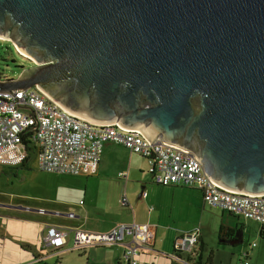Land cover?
Instances as JSON below:
<instances>
[{"label": "water", "instance_id": "95a60500", "mask_svg": "<svg viewBox=\"0 0 264 264\" xmlns=\"http://www.w3.org/2000/svg\"><path fill=\"white\" fill-rule=\"evenodd\" d=\"M0 37L71 116L191 151L218 186L264 194V0H0Z\"/></svg>", "mask_w": 264, "mask_h": 264}, {"label": "crops", "instance_id": "0c3cea01", "mask_svg": "<svg viewBox=\"0 0 264 264\" xmlns=\"http://www.w3.org/2000/svg\"><path fill=\"white\" fill-rule=\"evenodd\" d=\"M34 156L37 171L32 158L27 166H18L24 171L23 176L26 172H38L40 179L34 198L42 205L40 209L28 205L21 209H31L41 216H16L5 212L14 210L15 205L0 204L2 257L7 253L13 258L24 255L22 264H127L125 245H83L78 232L106 233L119 224L149 223L155 230L154 239L151 248L141 251L140 264H212L215 247L236 246L245 237L242 215L208 205L201 189L195 186L157 183L147 157L122 144L105 143L96 168L76 175L41 170ZM121 172L126 176H121ZM124 196L128 199L126 204ZM198 204L204 210L210 207L219 213L203 215L198 220L194 211ZM45 206L54 211L48 212ZM51 225L69 229L64 247L44 246V236ZM30 226L32 230L28 231ZM208 230L216 234L211 248L206 241ZM260 234L264 235L262 227ZM242 254L244 261L250 262V251ZM242 254L239 253V263Z\"/></svg>", "mask_w": 264, "mask_h": 264}, {"label": "built area", "instance_id": "2783aa9c", "mask_svg": "<svg viewBox=\"0 0 264 264\" xmlns=\"http://www.w3.org/2000/svg\"><path fill=\"white\" fill-rule=\"evenodd\" d=\"M107 142L122 144L147 157L157 183L195 186L201 189L208 205L244 215L260 222L264 228V194L252 196L218 186L191 151L166 144L161 139L150 143L140 131L125 130L117 123L96 125L71 116L38 86L0 92L1 164L25 161L33 151L41 170L81 174L96 168ZM120 175L126 176L125 172ZM127 202L124 196L123 203ZM68 234V228L51 225L44 236V246L62 248ZM154 234L149 223H126L106 233L79 231L77 236L83 245L123 244L127 264H140V253L152 247Z\"/></svg>", "mask_w": 264, "mask_h": 264}, {"label": "rangeland", "instance_id": "374dc122", "mask_svg": "<svg viewBox=\"0 0 264 264\" xmlns=\"http://www.w3.org/2000/svg\"><path fill=\"white\" fill-rule=\"evenodd\" d=\"M20 51L18 50L15 43L6 38L0 37V72H2L4 75H7V78L17 77L23 69L33 66L32 61H30L28 58L29 56L25 53L22 54ZM30 159L32 160V164L34 165L35 170L37 171L34 154L30 156ZM14 165L16 164H0V204L11 203L15 205L16 208L14 210H6L5 212L14 215L16 214V216H28L30 218L35 217L36 214L37 216H41L39 212L32 211L31 209H21L24 208V206L26 205H28L29 208H41L40 206L42 204H39L37 199L34 198V196L38 192V186H36V183L40 179L38 178V172H36L35 174H30L31 172H26L24 174L25 176H23L24 171H22V168H20L21 166ZM64 177L66 179L69 176ZM196 207L197 211H194L195 213H198V220L203 217V215L211 214L213 216H216V213H219V211H216L210 207H206V209L204 210V207L199 204L196 205ZM44 209L48 212L54 211V209H51L47 206H45ZM58 209L60 211H66L65 213L69 212L67 209L64 210L65 208L58 207ZM1 211L2 210L0 209V212ZM43 215H49V217H51L54 214L44 213ZM62 217L65 218V216ZM241 221L244 222L246 228V234L244 239L240 241V243L236 246L228 244L222 245L220 247H215L212 264H241L245 259V254H242L244 251H250L251 253V259L248 264H264V235L260 234V230L262 227L261 223L246 218L244 215L241 216ZM233 222L235 223V219H233ZM32 227L33 226H30V229L26 227L25 228L30 231L32 230ZM215 235L216 234L213 235V231H207L206 241L209 245V248L213 247L212 242ZM217 245H219L218 242ZM239 253L243 255L240 257V263L237 262L239 258ZM0 257V264H22L26 259L24 255L14 256L13 258L10 253H7L5 257ZM75 259H78L79 263L80 258L75 257Z\"/></svg>", "mask_w": 264, "mask_h": 264}, {"label": "flooded vegetation", "instance_id": "af4514ba", "mask_svg": "<svg viewBox=\"0 0 264 264\" xmlns=\"http://www.w3.org/2000/svg\"><path fill=\"white\" fill-rule=\"evenodd\" d=\"M11 41V40H10ZM20 53V52H19ZM21 54V53H20ZM29 58V60L30 61H32V63H33V65H35L36 63H35V61L32 59V58H30V57H28ZM27 58V59H28ZM29 68V67H28ZM0 77H8L7 75H4L2 72H0ZM24 163V161H22V162H18V163H10V164H16V165H14V166H18V165H21V164H23ZM1 164V163H0Z\"/></svg>", "mask_w": 264, "mask_h": 264}, {"label": "trees", "instance_id": "16d2710c", "mask_svg": "<svg viewBox=\"0 0 264 264\" xmlns=\"http://www.w3.org/2000/svg\"><path fill=\"white\" fill-rule=\"evenodd\" d=\"M32 153H33V151L30 153V155H32ZM29 159H30V156H29V158L25 159V161L23 163V166H27L28 165ZM262 234H264V228H262Z\"/></svg>", "mask_w": 264, "mask_h": 264}, {"label": "bare ground", "instance_id": "6f19581e", "mask_svg": "<svg viewBox=\"0 0 264 264\" xmlns=\"http://www.w3.org/2000/svg\"><path fill=\"white\" fill-rule=\"evenodd\" d=\"M23 53V52H22Z\"/></svg>", "mask_w": 264, "mask_h": 264}]
</instances>
